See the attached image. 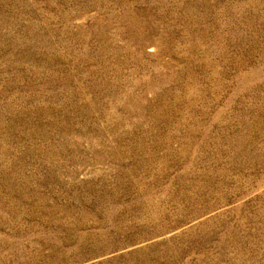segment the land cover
Wrapping results in <instances>:
<instances>
[{"label": "rangeland", "instance_id": "rangeland-1", "mask_svg": "<svg viewBox=\"0 0 264 264\" xmlns=\"http://www.w3.org/2000/svg\"><path fill=\"white\" fill-rule=\"evenodd\" d=\"M0 264H264V0H0Z\"/></svg>", "mask_w": 264, "mask_h": 264}]
</instances>
